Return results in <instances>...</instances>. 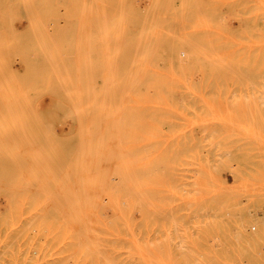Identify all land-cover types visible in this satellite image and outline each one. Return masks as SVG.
I'll return each instance as SVG.
<instances>
[{"label": "rangeland", "instance_id": "obj_1", "mask_svg": "<svg viewBox=\"0 0 264 264\" xmlns=\"http://www.w3.org/2000/svg\"><path fill=\"white\" fill-rule=\"evenodd\" d=\"M0 264H264V0H0Z\"/></svg>", "mask_w": 264, "mask_h": 264}, {"label": "bare ground", "instance_id": "obj_2", "mask_svg": "<svg viewBox=\"0 0 264 264\" xmlns=\"http://www.w3.org/2000/svg\"><path fill=\"white\" fill-rule=\"evenodd\" d=\"M21 85H22V81H20V80H17V82H16V87H17V89H16V94H17V98L18 99H23V98H29V97H27L28 95H27V92H25L24 91V89L21 87ZM21 99V100H22ZM28 101V100H27ZM83 242V241H82ZM94 248V247H93Z\"/></svg>", "mask_w": 264, "mask_h": 264}]
</instances>
